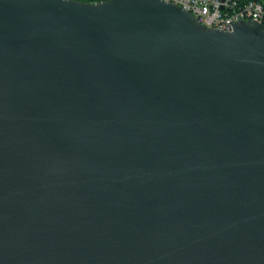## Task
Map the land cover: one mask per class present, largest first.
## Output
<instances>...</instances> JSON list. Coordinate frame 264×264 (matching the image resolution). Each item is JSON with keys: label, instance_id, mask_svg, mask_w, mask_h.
<instances>
[{"label": "water", "instance_id": "1", "mask_svg": "<svg viewBox=\"0 0 264 264\" xmlns=\"http://www.w3.org/2000/svg\"><path fill=\"white\" fill-rule=\"evenodd\" d=\"M0 264H264V24L0 0Z\"/></svg>", "mask_w": 264, "mask_h": 264}, {"label": "built area", "instance_id": "2", "mask_svg": "<svg viewBox=\"0 0 264 264\" xmlns=\"http://www.w3.org/2000/svg\"><path fill=\"white\" fill-rule=\"evenodd\" d=\"M103 1V0H84ZM191 13L197 21L222 30H231L240 20H256L264 24V7L256 0H166Z\"/></svg>", "mask_w": 264, "mask_h": 264}, {"label": "trees", "instance_id": "3", "mask_svg": "<svg viewBox=\"0 0 264 264\" xmlns=\"http://www.w3.org/2000/svg\"><path fill=\"white\" fill-rule=\"evenodd\" d=\"M256 1H260V2H262L263 7H264V0H256ZM263 22H264V20H263Z\"/></svg>", "mask_w": 264, "mask_h": 264}]
</instances>
